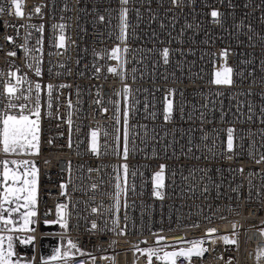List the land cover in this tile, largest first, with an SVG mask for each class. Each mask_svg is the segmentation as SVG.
<instances>
[{"label":"built area","instance_id":"1","mask_svg":"<svg viewBox=\"0 0 264 264\" xmlns=\"http://www.w3.org/2000/svg\"><path fill=\"white\" fill-rule=\"evenodd\" d=\"M22 5L24 16L17 17L10 0H0V91L7 74L17 69V75L41 85L40 153L0 152V161L27 159L39 169L36 230L11 234L38 241L40 226L57 219L58 204H67L69 227L58 236L80 249H74L69 264H148L147 255L135 254L156 247L160 236L166 238L162 244L204 239L208 251L191 264H264V257L256 259L264 249V0H180L175 5L171 0H128L126 5L120 0H22ZM122 8H127L128 25L123 42ZM213 10L221 13L220 23L213 22ZM41 25L42 33L37 31ZM60 25L63 48L56 46ZM25 47L31 50L28 56ZM115 47L121 49L120 61L109 58ZM164 48L170 50L167 64ZM12 51L16 55L8 56ZM37 55L40 76L34 71ZM225 65L233 69L232 85L213 84L214 73ZM47 85H53L51 108ZM166 97L173 103L168 121ZM229 128L234 130L232 152L227 151ZM93 130H99L98 154L90 147ZM162 164L161 199L153 195L152 177ZM117 174L125 189L118 208ZM210 229H215L211 238ZM223 236L238 244L225 243ZM29 264H40L38 243ZM152 264L161 262L153 257ZM177 264L189 262L181 258Z\"/></svg>","mask_w":264,"mask_h":264},{"label":"snow or ice","instance_id":"2","mask_svg":"<svg viewBox=\"0 0 264 264\" xmlns=\"http://www.w3.org/2000/svg\"><path fill=\"white\" fill-rule=\"evenodd\" d=\"M12 7L14 8V14L17 17H23L24 13L22 11V0H10ZM171 2L175 5L180 2V0H171ZM122 5H126L128 0H120ZM4 9L0 7V12H3ZM36 13L41 12V7L37 6L35 8ZM211 17L213 18V22L220 23L219 17L221 13L213 10L211 12ZM103 20V17H100ZM25 27H33L32 25H25ZM127 8H122L120 11V36L119 39L123 42L125 40L126 29H127ZM60 35L58 37V48L65 47V39L64 36V25L59 26ZM37 31L43 32V25H41ZM7 40L11 41L12 37H6ZM27 43V40L26 42ZM37 45H42V38L37 40ZM25 56L29 55L31 51L27 47H25ZM124 52H127L128 49L124 48ZM35 52L41 53L42 47H37ZM121 49L119 47H115L111 50L110 59H115L120 61L119 53ZM8 56H15L16 53L14 51L8 52ZM170 50L168 48H164L162 50L163 62L167 64L169 62ZM222 56L227 55L226 51L221 52ZM41 56L37 55L35 58V67L34 71L37 76H40L41 69ZM29 67H33V65H29ZM17 71L9 72L7 75L10 79L7 82H3L2 91H0V104L3 105V108L0 109V152L5 155H39L40 153V116H41V85L39 83H35L33 85L32 81L28 79V77L17 75ZM97 72L100 71L99 68L96 69ZM108 71L113 74L120 75L117 71L116 67H109ZM232 73L233 69L228 66H221L220 70L216 71L215 79L212 81L213 84L216 85H232ZM4 73L0 72V76H3ZM14 78L15 83L12 82ZM60 87H64L61 85ZM49 102L48 107L51 108V95L53 90V85H47ZM125 97L127 98V94L129 92L128 86L122 89ZM174 92L173 89L169 90V95H172ZM166 99L165 105V121H168L171 117V113L173 111V103L168 97ZM23 101V102H21ZM99 103V101H97ZM107 111V109H104ZM119 111V110H118ZM117 124L120 122V117L117 115L115 117ZM69 123L71 120L69 119ZM233 129H228V140H227V151L232 152L234 148L233 144ZM99 130H93L91 132V151L93 153L98 154V145H97V137ZM119 132V129H117ZM119 139V136L117 137ZM128 111L125 109L124 111V132H123V156L124 159H127L128 156ZM52 141H49L51 144ZM69 147H71V143H69ZM264 159V158H262ZM259 162V161H258ZM0 164L3 165V172L0 173L3 177V191L0 192V264H20L19 259H13L16 255L13 251V236L11 234L5 235V233H25V232H34L35 229L30 227V225L35 223L34 218L36 217V204H37V178H38V167L34 162L27 159L21 160H7L0 161ZM9 164L15 165V168H10ZM123 168V182L127 184V174H128V166L127 164H123L121 166ZM23 169V171H21ZM164 170L165 165H160V170L155 172L152 177L153 183V195L157 198H163L162 189L164 185ZM89 171H92L90 169ZM242 171V169H241ZM135 175V173H133ZM115 193L114 199L116 202V207H119L120 196L122 191L125 189L121 186V176L117 174L115 177ZM11 183H8V182ZM61 194L66 195L64 189L66 188L65 184L60 185ZM98 185L93 183L91 185V189L93 191L97 190ZM9 205V207H5V205ZM14 205V207L12 206ZM24 209L23 212L20 210ZM67 204H58L56 207V216L57 219L54 221L45 220V225L50 224H58L62 229L67 230L69 227V213L67 211ZM63 210V211H62ZM91 211L96 213L98 211L97 208H92ZM14 213H19V221L14 217ZM6 214V215H5ZM116 223L115 221L113 222ZM97 225L95 222L92 223L91 228L96 229ZM237 225H233L235 229ZM215 232V229H210L208 236L211 238V234ZM123 234V232H121ZM236 233L233 232V237H235ZM262 235H264V230H262ZM225 243L238 244V240L235 238L230 239L227 236L219 237ZM166 238L163 236L158 237L157 246L149 247L143 250V253L147 255L148 264H152L153 257L157 261H160L161 264H177L178 260L183 258L191 264V260L193 257H203L205 252L208 251L206 247H204L205 240H193V241H183V238H178L177 241L173 244L161 243ZM35 240L34 236H26L20 238V243H33ZM215 243V239L212 241ZM6 243V247H5ZM187 244V247H177L178 244ZM171 248V251L166 249ZM75 249L77 252L80 251L78 246L71 240L68 241L67 248L63 246L61 248H57L54 250L55 255L51 257V260L55 261L57 259L63 260L64 264H69V259L72 256V250ZM264 257V249H260L257 252V262H259L260 258ZM44 264H48L47 261Z\"/></svg>","mask_w":264,"mask_h":264},{"label":"rangeland","instance_id":"3","mask_svg":"<svg viewBox=\"0 0 264 264\" xmlns=\"http://www.w3.org/2000/svg\"><path fill=\"white\" fill-rule=\"evenodd\" d=\"M216 73V72H215ZM215 73L213 75V80L215 79ZM91 141L92 138H90V147H91ZM97 145H98V137H97ZM8 156H33V155H11L9 154ZM14 159V158H13ZM7 160H12V159H7ZM16 160H21V159H16ZM10 168H15V165H11L9 164ZM21 171H23V169H21ZM2 172H3V168H2ZM4 181H3V177H2V185H3ZM8 183H11L10 181ZM2 191H3V187H2ZM14 207V205H12ZM5 207H9V205H5ZM21 212L24 211V209L20 210ZM63 211V210H62ZM6 215V214H5ZM15 219L17 220V222L19 221V213H14L13 214ZM35 220V218H34ZM30 227L32 228H36V222L32 225H30ZM40 231L41 232H55V233H59V234H63L64 233V229H62L58 224H50V225H45L42 224V226L40 227ZM27 233V232H26ZM11 233H5V235H9ZM13 236V251L15 252V256L13 257V259H19L20 260V264H29L30 260L32 259L33 255H34V243H20V238H16L13 234H11ZM22 236H25L22 234ZM23 238V237H22ZM67 248L68 246V241L67 239H65L64 237H43L41 239H39L38 241V249H39V262L40 264H44L45 261L48 262V264H51L53 262V260H51V257L53 255H55L54 250L57 248H61V247ZM187 247L188 245L185 244H178L177 247ZM5 247H6V243H5ZM166 250H171V248L166 249ZM144 254L143 252H136L135 257H138L139 255ZM146 255V254H145ZM60 264H62L63 262H59ZM56 263V264H59Z\"/></svg>","mask_w":264,"mask_h":264},{"label":"crops","instance_id":"4","mask_svg":"<svg viewBox=\"0 0 264 264\" xmlns=\"http://www.w3.org/2000/svg\"><path fill=\"white\" fill-rule=\"evenodd\" d=\"M42 226V225H41ZM40 226V227H41ZM35 230H36V228H35ZM35 232V231H34ZM26 233V232H25ZM28 233H33V232H28ZM44 233V232H43ZM45 233H53L54 235L52 236V237H61V236H58V235H60L59 233H55V232H45ZM26 237V236H25ZM41 238H43V237H40L39 239H41ZM65 238V237H64ZM65 239H67V241H69V239L68 238H65ZM39 241V240H38ZM38 241H35L34 240V250H35V247H36V245H37V243H38ZM73 252H74V249L72 250V255H73ZM38 253H39V249H38ZM72 257V256H71ZM71 259V258H70ZM69 259V260H70ZM64 262L63 260H60V259H57V260H55V261H53L51 264H56V263H59V262ZM60 264V263H59Z\"/></svg>","mask_w":264,"mask_h":264},{"label":"bare ground","instance_id":"5","mask_svg":"<svg viewBox=\"0 0 264 264\" xmlns=\"http://www.w3.org/2000/svg\"><path fill=\"white\" fill-rule=\"evenodd\" d=\"M2 168H3V165H2ZM2 168H1V173H2ZM1 178H2V175H1ZM0 192H2V182L0 184ZM36 234L37 235L40 234V236H42V237H50V235H48V236L47 235H44L43 232H41L40 230Z\"/></svg>","mask_w":264,"mask_h":264}]
</instances>
